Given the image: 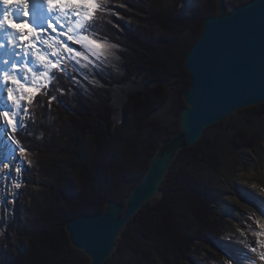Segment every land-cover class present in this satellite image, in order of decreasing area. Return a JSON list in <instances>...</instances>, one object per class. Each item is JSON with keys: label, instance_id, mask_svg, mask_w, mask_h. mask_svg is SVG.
<instances>
[{"label": "trees", "instance_id": "obj_1", "mask_svg": "<svg viewBox=\"0 0 264 264\" xmlns=\"http://www.w3.org/2000/svg\"><path fill=\"white\" fill-rule=\"evenodd\" d=\"M189 1L200 2L106 0L110 11L96 13L95 35L117 47L95 66H82V60L69 65L71 72L54 71L50 84L28 103L23 126L13 133L25 149L24 163L11 216L0 234V264H90L72 247L66 224L83 214L104 212L109 200L124 204L160 145L176 133L178 124L160 123L153 115L166 105L167 89L180 75L171 68V59L159 66L150 55L154 43L159 51L166 48L167 41L155 39L156 31H187L182 46H192L203 20L217 14L215 0L203 13L188 8ZM249 1L224 3L232 11ZM166 2L173 6L171 12L160 7ZM102 26L104 30L97 31ZM128 86L136 90L127 92ZM189 87L185 78L180 80L176 116L185 108L182 94ZM120 94L121 119L116 123ZM51 97L55 99L49 103ZM262 107L248 111L264 115ZM254 145L255 138L240 129L231 137L235 150ZM186 160L217 167L208 140L180 151L157 202L136 214L117 242V251L131 252L135 264L194 263L193 225L201 229L204 242L217 249L218 212L208 193L176 170Z\"/></svg>", "mask_w": 264, "mask_h": 264}, {"label": "water", "instance_id": "obj_2", "mask_svg": "<svg viewBox=\"0 0 264 264\" xmlns=\"http://www.w3.org/2000/svg\"><path fill=\"white\" fill-rule=\"evenodd\" d=\"M184 67L190 87L179 131L164 141L149 168L122 204L106 202L104 212L67 222L72 247L90 264H105L127 224L160 193L171 165L184 148L196 146L210 127L232 114L264 104V0H251L229 11L217 0V14L204 20Z\"/></svg>", "mask_w": 264, "mask_h": 264}, {"label": "rangeland", "instance_id": "obj_3", "mask_svg": "<svg viewBox=\"0 0 264 264\" xmlns=\"http://www.w3.org/2000/svg\"><path fill=\"white\" fill-rule=\"evenodd\" d=\"M211 2H213V0H200L199 4L194 1H189L188 8H193L195 6V8H193L195 12L203 13L207 10L209 5L212 7L213 3L211 4ZM160 7L164 10H168V12H171L174 9L173 6L169 3L167 4V2L166 5L162 4ZM177 9H179V7H177ZM214 9L217 12V0H215ZM103 20L104 18H102L101 21H98L99 26ZM204 20L202 24H204ZM141 25L144 27L145 24L143 23ZM99 28L100 30H104V27L102 26L97 27V31H99ZM202 30L203 25L201 31ZM186 32L187 31H156L153 34L155 35V39L164 44H166L167 41V44L166 48L163 49L164 51L161 50L163 52L162 53L158 50L157 44L154 43V53L151 52L152 54L150 55V59L159 66L163 65L160 62H163L166 65L167 60L170 61L171 59V68L180 75L178 76L179 79L174 80V82L171 83L172 85H169L167 89L169 96L166 105L161 107L160 110L153 115V118L158 120L160 123L171 126L178 124L176 125V128H178L177 131L180 129L179 115H175L176 110L174 101L176 102L177 99L179 100L178 89L180 80L185 78V82L190 83V77L185 70L184 62L190 47L192 46H182L183 38ZM162 39L165 41L162 42ZM61 40H66V37L62 36ZM173 40L174 42L172 43ZM67 44L69 47L75 48L77 51H83L79 45L73 44L71 41H67ZM68 55L69 54L67 53H63L64 58L61 60L59 67L52 70V75L54 74V71L61 73L71 72L69 65L71 68V64L76 63V61L69 59ZM51 58L55 59V57ZM29 66L36 67L37 70H39L38 65ZM59 68H63V71H60ZM29 77H31V73H29ZM25 83H27V80H25ZM9 84V87H15L10 81ZM42 90L43 88L39 92L33 90V92L29 93V95L34 97ZM125 90L129 92L135 91L136 89L133 86H128L125 87ZM14 95L18 96L19 92ZM118 97V109L114 117L116 123H118L121 119V94ZM4 100L8 104V110L3 109L4 107H2V113L4 111H14L12 101L8 99V92L6 93ZM22 103L27 110L28 101L24 100ZM260 106H263L262 109L264 110V104L256 107ZM252 108L255 107L238 111L229 116L223 122L206 130L201 141L208 140L211 151L216 159V168H212L205 164L197 165L188 160L177 164V171H183L188 180H190L195 187H198L199 190L208 193L210 198L213 200L214 209L218 212L216 221L220 224L219 231L221 232V236L217 238L214 243L217 248L216 250L204 242L203 235L198 233L199 230H201L199 226L193 225L191 232L196 235L197 241L195 242V251L192 256L194 263L192 264H231L228 252L229 242L241 245L243 244L251 254L256 256H259V252L262 249L259 246L258 241L264 242V236H257L256 233L261 232V228L258 227V224L264 225V216L261 215V212H264V115H255L252 111H248ZM25 115L26 113L19 116V120L23 122ZM5 121L7 123V120ZM9 127L11 128V126ZM236 129H240L248 136L254 137L255 145L252 148H243L240 150L233 149L231 146V137L235 133ZM13 133H15V131H12V134ZM13 139L16 143V147L12 146L7 139L2 137L3 155L0 158V169L8 167L10 178L6 175L5 178L3 177L1 180L2 182H0V188H4L6 192V199L0 202V207L3 212V222L0 226V234L11 216L13 199L19 187H17V184L19 185L20 183L24 163V153L19 151L22 147H20L15 137ZM16 166H19L20 171L16 170ZM160 196L161 193H159L158 196L148 204L156 203ZM192 223L194 222L192 221ZM252 248H256L257 251L252 252ZM83 255L86 259H88L85 254ZM88 261L90 260L88 259ZM105 264H135V261L131 252L119 253L117 248H115L113 254ZM160 264H163V262H160Z\"/></svg>", "mask_w": 264, "mask_h": 264}, {"label": "snow or ice", "instance_id": "obj_4", "mask_svg": "<svg viewBox=\"0 0 264 264\" xmlns=\"http://www.w3.org/2000/svg\"><path fill=\"white\" fill-rule=\"evenodd\" d=\"M0 3L8 6V0H0ZM105 3L106 0H31V11L35 19L29 20L27 19L30 13L29 0H16L15 5L9 6L8 10L3 12L0 18V41H6L7 45H11L14 50L18 49V58L21 60L16 72H12L7 67L4 69L3 80L10 81L15 86L4 85L7 88L8 99L14 106V111L2 113L7 120L6 127L11 126L12 131H16L18 127L23 126V122L19 120V116L26 113L22 101L27 100L29 104L33 103V96L29 93L33 90L39 92L50 84L54 79L52 70L59 67L64 58L63 53L69 54L68 58L75 60L77 64L81 60L86 61V64L82 65L86 67L95 66L94 61L103 62L107 55L111 54L112 49L117 47L95 35L96 13L110 11L105 7ZM13 12L19 19H12ZM30 24L31 27H29ZM7 28H11L12 31L7 32L5 36L4 32ZM23 28H27L28 31L24 32ZM52 33L56 35L52 36ZM62 36L66 37V40H61ZM26 38L28 43L24 44L23 41ZM67 41L79 45L83 51L69 47ZM5 47L6 44L0 42V49ZM4 64L7 65L8 61L5 60ZM29 65H38L39 70ZM13 67L16 66L13 65ZM59 70L63 71V68ZM17 92L19 95H14ZM52 99L55 97H51L49 103ZM19 151L24 153L25 149L20 148ZM16 170L20 171L19 166H16ZM5 175L10 178V173ZM261 215L264 216V212H261ZM258 227L261 228V232L256 235L264 236V225L258 224ZM258 243L261 248H264V242L258 241ZM251 251L256 252L257 249L252 248ZM259 259L264 261V252L260 253Z\"/></svg>", "mask_w": 264, "mask_h": 264}, {"label": "bare ground", "instance_id": "obj_5", "mask_svg": "<svg viewBox=\"0 0 264 264\" xmlns=\"http://www.w3.org/2000/svg\"><path fill=\"white\" fill-rule=\"evenodd\" d=\"M16 0H8V6H5L4 4H2V11L4 12L5 10H8L9 6H13L15 5ZM29 5H30V13H29V17L27 19L29 20H34L35 19V15L34 13L31 11L32 8V4H31V0H29ZM2 18V17H1ZM12 19L16 20L19 19L17 17H15V13H12ZM18 27H20L18 25ZM30 27V26H29ZM12 31L11 28H7L6 31L4 32V35H7V32ZM24 32H27L28 29L27 28H23ZM49 32H51V30H49ZM52 36H55V33L51 34ZM61 39V37H60ZM0 42H4L6 44V47L3 49H0V158L3 155L2 154V137H4L5 139H7V141L12 145L16 147V143L14 141V137L11 131V128L9 126L6 127L7 123L4 120L3 116H2V110L1 108L4 107L3 109L8 110V104L7 102L4 100V97L6 96L7 93V88L4 86L5 84H7V86L9 87V81L5 82L3 80V75H4V69L7 67L8 69H10L12 72H16L18 66L21 64V60L18 58L19 57V50L18 49H12L11 45H7L6 41H0ZM24 44L28 43V39L26 38L23 41ZM7 60L8 64L5 65L4 61ZM13 65H15L16 67H13ZM9 172L8 167L6 168H1L0 169V177H4L5 178V174ZM3 179V178H2ZM0 179V182H2ZM7 180V179H5ZM5 189H1L0 188V202H2L4 199H6V195H5ZM2 208L0 207V226L3 222V218H2ZM229 258H230V262L231 264H264V261H261L259 259V256L253 255L251 254L248 249H246L244 247V245L242 244H235V243H230L229 242ZM264 252V248L261 249L260 253Z\"/></svg>", "mask_w": 264, "mask_h": 264}]
</instances>
